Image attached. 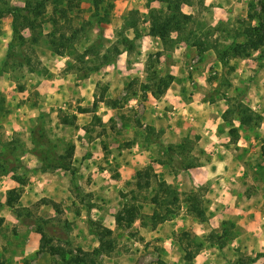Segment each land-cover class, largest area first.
I'll return each mask as SVG.
<instances>
[{
    "label": "rangeland",
    "instance_id": "1",
    "mask_svg": "<svg viewBox=\"0 0 264 264\" xmlns=\"http://www.w3.org/2000/svg\"><path fill=\"white\" fill-rule=\"evenodd\" d=\"M37 1L0 0V264H80L101 241L98 264H190L185 247L194 264H264V0H49L40 16L24 11ZM154 20L171 22L162 37ZM150 117L175 121L171 142ZM196 124L200 134L184 135ZM44 138L69 160L75 147L73 170L44 168ZM136 144L173 176L209 169L192 190L203 219L183 210L190 192L162 181L181 203L153 228L164 212L151 200L164 192L158 177L137 178L148 168L113 190L110 155ZM125 204L141 219L117 224ZM43 232L54 255L39 251Z\"/></svg>",
    "mask_w": 264,
    "mask_h": 264
},
{
    "label": "trees",
    "instance_id": "2",
    "mask_svg": "<svg viewBox=\"0 0 264 264\" xmlns=\"http://www.w3.org/2000/svg\"><path fill=\"white\" fill-rule=\"evenodd\" d=\"M48 1L49 0H38L34 7L30 6L29 3H27L26 8H24V11L32 12L36 16H40L42 14L40 9L43 8ZM170 23L171 22H164V21L159 23L158 20L157 22L154 20V23L152 25L151 34H153L154 36L162 37L165 31L169 29L168 27ZM64 122H67V121L64 120ZM43 144L46 146V153L44 154L38 153V155L37 154L36 155L38 156L41 164L44 165L45 169L47 170H50V169L52 170H73L71 160L74 157L75 147H72L73 150L68 154L69 158L71 159L69 160V159H66L65 156H62L56 153L55 146L52 144V142L47 140V138H44ZM152 177L156 178L157 176L152 174L149 170L140 172L138 173V176H137V178L140 180H149V179H152ZM158 184H160V186L163 187L161 189L164 192V196L163 198H159V196H155L152 198L151 201L154 203L155 206L162 209L164 213L160 211H156V210L154 211V213L151 216L153 228L157 227L159 224L169 219L170 214L173 213L171 206L178 207V205L181 203L180 193L178 192V190L173 189L167 183L162 182V181H158ZM8 195L9 196L7 200V206L14 207L19 199L18 190L12 189L8 192ZM185 196L187 197L185 198L184 206L186 207L187 213H191L194 217L198 219L200 218L203 219L204 210L201 205V199L197 195V191H191L190 193H186ZM115 217H116V222L119 225L123 223L133 224L137 220L141 219V211H140L139 206L136 204H133V205L125 204L122 210L119 211ZM1 223H2V220H1ZM183 235H189V234L183 233ZM219 238L222 239V237H219ZM194 242L197 243L196 240ZM185 249H186L185 259L189 261L190 264H194L193 263L194 256L188 252L186 247ZM104 250H105L104 243L103 241H101L100 247L96 251V253H91V254L83 253L82 257L77 256L73 260H75L77 263H80V264H98L96 262L95 255H100L101 253L104 252ZM39 251L43 253H48L50 255L55 254V249L53 247H47L45 233L43 234V238H42ZM250 262H251V259H250ZM234 264H249V262L247 263V262H243V260L241 261L239 260Z\"/></svg>",
    "mask_w": 264,
    "mask_h": 264
},
{
    "label": "crops",
    "instance_id": "3",
    "mask_svg": "<svg viewBox=\"0 0 264 264\" xmlns=\"http://www.w3.org/2000/svg\"><path fill=\"white\" fill-rule=\"evenodd\" d=\"M169 91V90H168ZM170 92V91H169ZM198 107V106H197ZM195 106L194 109L191 112H199L200 113V107ZM180 113V112H178ZM185 113V111H184ZM195 114V113H194ZM151 124L156 128V132L159 133L161 132L164 134V139L165 142L163 144H167L171 142V136H174L176 132V127L171 126V122L175 121H170L169 123L167 122V126L164 123V120H158L156 118H151L150 117ZM180 124L179 126L184 125V122L182 119L179 121ZM165 124V125H164ZM174 127V129H173ZM198 125H194L192 128L188 129L186 131V134L184 135H189V132H195V134H200L199 131L196 129ZM183 130V129H182ZM84 132V130H81ZM82 140H85V138H82ZM151 148V147H150ZM149 150L148 148H144L139 144H136L132 146V148L128 149H121L118 152H114L113 157L110 155L112 158L111 161H114L116 164H118V172H119V177L116 180H111V183L115 186H113L114 189L120 190L127 182L134 181L136 178V171L141 169V168H148L153 172V174L157 175L159 181H166L169 184H177L179 186L180 190H184L185 192H191L194 190L197 186H199V182L205 183L208 182L211 178V173H209V169L206 167H199L197 169H189V170H184L181 174L179 173L177 176L171 175L170 172V166L168 163H161L154 161L155 157V149ZM103 155L104 154H97ZM110 157H107L109 159ZM81 160V159H80ZM98 174H94L95 177H99L100 174L103 175V173L108 174L109 173L107 170H99L97 172ZM38 177H35L31 180L30 184L25 187V194H28L31 192L32 186H36L39 182ZM14 182V181H13ZM15 183V182H14ZM16 184V183H15ZM101 186V185H100ZM20 187V185H13L12 188ZM114 208V207H113ZM183 210L186 211L185 206L183 207ZM118 210L114 212V214H117Z\"/></svg>",
    "mask_w": 264,
    "mask_h": 264
}]
</instances>
